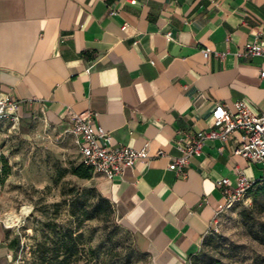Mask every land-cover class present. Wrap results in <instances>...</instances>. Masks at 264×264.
I'll list each match as a JSON object with an SVG mask.
<instances>
[{
    "label": "crops",
    "instance_id": "obj_1",
    "mask_svg": "<svg viewBox=\"0 0 264 264\" xmlns=\"http://www.w3.org/2000/svg\"><path fill=\"white\" fill-rule=\"evenodd\" d=\"M256 37L264 0H0V96L25 102L20 120L62 133L73 113L97 111L113 146L147 147L150 159L96 182L151 264H188L226 205L217 182L236 184L239 169L264 178L236 154L239 130L207 140L185 175L169 169L185 133L214 126L219 102L264 113V58L246 54ZM16 239L0 216V264H16Z\"/></svg>",
    "mask_w": 264,
    "mask_h": 264
},
{
    "label": "rangeland",
    "instance_id": "obj_2",
    "mask_svg": "<svg viewBox=\"0 0 264 264\" xmlns=\"http://www.w3.org/2000/svg\"><path fill=\"white\" fill-rule=\"evenodd\" d=\"M81 164L76 137L39 117L0 124V216L19 240L16 264H52L71 247L70 264H151L114 210L94 211L104 195L94 172L74 173ZM257 188L223 209L188 264H264V193Z\"/></svg>",
    "mask_w": 264,
    "mask_h": 264
},
{
    "label": "built area",
    "instance_id": "obj_3",
    "mask_svg": "<svg viewBox=\"0 0 264 264\" xmlns=\"http://www.w3.org/2000/svg\"><path fill=\"white\" fill-rule=\"evenodd\" d=\"M136 4L137 0H129ZM119 10L111 8L110 14L116 15ZM169 40L173 39L172 32L167 33ZM211 51L206 49L204 54L208 57ZM246 54L251 57L264 58V43L256 37L249 44ZM264 77V71L262 72ZM8 94L0 96V124L7 120L18 122L22 104ZM234 109H229L218 103L213 111L214 126L209 130L197 133H185L179 140L182 151L180 157H170L169 169L185 175V168L191 160L201 154L207 140L228 141L236 131L242 132L241 146L236 149V154L243 156L248 161L261 165L264 168V113H255L245 100H238ZM99 113L94 110H85L72 114L71 125L66 130L76 137L82 162L91 167L94 173H101L109 180L122 176L124 170L133 167L138 161L151 158L147 147L138 150L131 146H113L112 136L98 123ZM157 156L166 155L163 150ZM257 180L248 177L242 169L238 170L236 184L230 178H223L217 182L226 197L224 208L230 209L243 200L248 191ZM217 220L215 225L217 224ZM6 225L9 226L7 222Z\"/></svg>",
    "mask_w": 264,
    "mask_h": 264
},
{
    "label": "trees",
    "instance_id": "obj_4",
    "mask_svg": "<svg viewBox=\"0 0 264 264\" xmlns=\"http://www.w3.org/2000/svg\"><path fill=\"white\" fill-rule=\"evenodd\" d=\"M0 170H2V169L0 168ZM3 172H4V174H7L9 172L8 165L3 168ZM90 172H94L93 169L91 167L85 165L82 162V164L80 166L75 168V172L74 173L76 175H78L79 177H81V178H90L91 177ZM0 175H2V174L0 173ZM261 183H263L262 180H257V182L254 184V186L248 191V194H250L256 187H258L257 190H259V191L264 193V186H259ZM93 209L97 213H99V212L101 213V212H104V211H112V210H114V212L116 213L114 205L105 196H101V200L94 206ZM72 237H73V235H71V238ZM18 243H19V240L16 239L15 240V247L18 246ZM44 253H45V251H44ZM71 257H72V247L68 251V253L62 258V260H58L59 257L52 256L50 261H51V263L53 262L52 264H70ZM44 260H42V262H44Z\"/></svg>",
    "mask_w": 264,
    "mask_h": 264
},
{
    "label": "bare ground",
    "instance_id": "obj_5",
    "mask_svg": "<svg viewBox=\"0 0 264 264\" xmlns=\"http://www.w3.org/2000/svg\"><path fill=\"white\" fill-rule=\"evenodd\" d=\"M6 220H7V218H6ZM19 221H21V220H19Z\"/></svg>",
    "mask_w": 264,
    "mask_h": 264
}]
</instances>
